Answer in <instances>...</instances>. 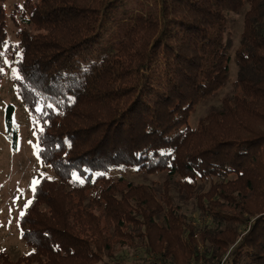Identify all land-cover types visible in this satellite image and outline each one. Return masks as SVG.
<instances>
[{
    "label": "trees",
    "instance_id": "obj_1",
    "mask_svg": "<svg viewBox=\"0 0 264 264\" xmlns=\"http://www.w3.org/2000/svg\"><path fill=\"white\" fill-rule=\"evenodd\" d=\"M128 1L0 0V80L9 59L53 171L0 264H264V0Z\"/></svg>",
    "mask_w": 264,
    "mask_h": 264
},
{
    "label": "rangeland",
    "instance_id": "obj_2",
    "mask_svg": "<svg viewBox=\"0 0 264 264\" xmlns=\"http://www.w3.org/2000/svg\"><path fill=\"white\" fill-rule=\"evenodd\" d=\"M19 1L7 0L6 12H10L14 4L19 3ZM145 3H148L149 7L152 6L150 0H146V2L145 0H130L125 5L127 10L135 14ZM116 29L117 25L114 23L107 26V32L103 37L104 42L116 33ZM240 32L241 18L236 16L230 27L233 41L231 54L238 43ZM8 40L13 44L17 43L14 36V26L11 22H8ZM13 69L8 59L0 80V255L8 254L12 258H17L30 252V249L21 239L18 219L25 202L32 196L31 182L34 178L39 180L51 179L53 178V171L44 165L36 154V136L34 135L36 128L32 125L28 111L22 105L11 82V78L16 75ZM235 72V66L233 62H230L229 82L223 89L219 90L212 100L195 108L188 121L189 127L195 128L197 120L207 112L209 106L217 105L222 97L230 93L231 85L235 80ZM9 107L13 109L11 129L16 134L15 142L12 140V132L7 131L5 123L6 112ZM125 178L135 182L142 181L132 174H127ZM18 197L19 199H17ZM204 219L202 218L203 223H205Z\"/></svg>",
    "mask_w": 264,
    "mask_h": 264
},
{
    "label": "snow or ice",
    "instance_id": "obj_3",
    "mask_svg": "<svg viewBox=\"0 0 264 264\" xmlns=\"http://www.w3.org/2000/svg\"><path fill=\"white\" fill-rule=\"evenodd\" d=\"M2 43V42H0ZM19 55V53H17ZM4 55V53L2 51H0V57H2ZM5 63H7V61H5ZM0 71H2V69H0ZM13 72L15 73L16 72V69H13ZM18 78H21V77H18ZM48 107H53L52 105H48ZM37 111L42 113L44 112V109L41 107V108H37ZM46 123V122H45ZM35 124H36V131H34V135L36 136V144H35V148L37 149V156L40 157L41 154L46 151V149L42 146L43 144V136H42V133L44 131L43 127L40 126V121L39 119H37L35 121ZM57 147H59V145H57ZM50 166V165H49ZM43 175V174H41ZM74 179H77V180H80L81 183H83V180L80 179V177L76 174V173H73L72 174ZM40 183V180L39 179H36L34 178L31 182V191L33 192V195H35V192H36V188H37V185ZM19 199V197L17 198ZM32 204V200H27L23 206V210L20 212V218L21 220L23 219L24 215L26 214L28 208L31 206Z\"/></svg>",
    "mask_w": 264,
    "mask_h": 264
}]
</instances>
